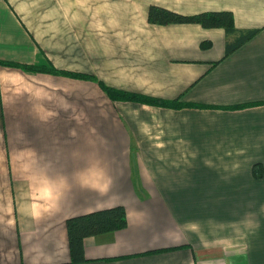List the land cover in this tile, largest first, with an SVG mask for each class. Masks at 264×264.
I'll return each instance as SVG.
<instances>
[{"label": "crops", "instance_id": "0c3cea01", "mask_svg": "<svg viewBox=\"0 0 264 264\" xmlns=\"http://www.w3.org/2000/svg\"><path fill=\"white\" fill-rule=\"evenodd\" d=\"M0 60L93 76L0 63V264H264V0H0ZM117 205L72 263L67 219Z\"/></svg>", "mask_w": 264, "mask_h": 264}, {"label": "trees", "instance_id": "16d2710c", "mask_svg": "<svg viewBox=\"0 0 264 264\" xmlns=\"http://www.w3.org/2000/svg\"><path fill=\"white\" fill-rule=\"evenodd\" d=\"M148 20L150 23L159 25L200 24L206 28H224L228 35L238 32L234 15L230 11H212L202 12L195 15H185L168 8L152 5L149 9ZM257 31L258 30L240 32L235 41L227 44V53L239 48L244 42L251 39ZM0 63L9 66H19L34 72L66 73L76 77H93L92 75H82L80 73L59 70L53 65H28L8 60H0ZM102 86L108 95L115 100L136 101L166 107H179L183 105V102L179 99L172 101L163 100L136 92L109 87L103 84ZM257 173H261V169H259ZM127 225L128 217L124 205L94 210L68 218L67 230L72 263H80L86 260L84 254V240L86 238L121 230Z\"/></svg>", "mask_w": 264, "mask_h": 264}]
</instances>
